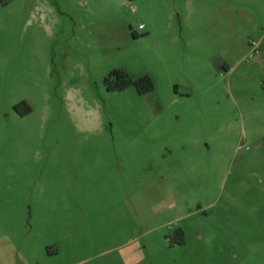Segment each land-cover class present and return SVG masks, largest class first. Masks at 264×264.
<instances>
[{"label": "rangeland", "instance_id": "rangeland-1", "mask_svg": "<svg viewBox=\"0 0 264 264\" xmlns=\"http://www.w3.org/2000/svg\"><path fill=\"white\" fill-rule=\"evenodd\" d=\"M0 264H264V0H0Z\"/></svg>", "mask_w": 264, "mask_h": 264}, {"label": "trees", "instance_id": "trees-1", "mask_svg": "<svg viewBox=\"0 0 264 264\" xmlns=\"http://www.w3.org/2000/svg\"><path fill=\"white\" fill-rule=\"evenodd\" d=\"M106 81L110 89H123L131 84H135L141 92H146L153 88V82L150 76L145 75L134 80L130 77L129 73L122 68L113 69L106 78ZM180 231L183 232L182 229ZM180 241H184L183 236L180 238Z\"/></svg>", "mask_w": 264, "mask_h": 264}]
</instances>
